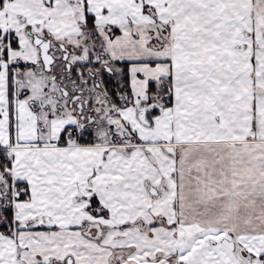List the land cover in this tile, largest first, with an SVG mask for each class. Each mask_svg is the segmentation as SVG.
Instances as JSON below:
<instances>
[{
	"label": "snow or ice",
	"instance_id": "snow-or-ice-1",
	"mask_svg": "<svg viewBox=\"0 0 264 264\" xmlns=\"http://www.w3.org/2000/svg\"><path fill=\"white\" fill-rule=\"evenodd\" d=\"M0 264H264V0H0Z\"/></svg>",
	"mask_w": 264,
	"mask_h": 264
}]
</instances>
